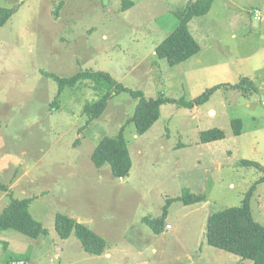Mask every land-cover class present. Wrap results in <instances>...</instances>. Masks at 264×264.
Returning a JSON list of instances; mask_svg holds the SVG:
<instances>
[{
    "label": "rangeland",
    "instance_id": "obj_1",
    "mask_svg": "<svg viewBox=\"0 0 264 264\" xmlns=\"http://www.w3.org/2000/svg\"><path fill=\"white\" fill-rule=\"evenodd\" d=\"M129 1L121 11L122 0H0L12 10L0 25V213L11 197H29L28 210L45 230L36 238L0 230V264H252L208 245L205 227L207 203L211 213L239 206L264 177V22L247 11L254 0H234L242 11L221 0L226 15L214 7L196 17L200 50L173 66L154 49L177 24L173 9L188 0ZM85 69L108 72L145 98L193 99L242 78L257 89L222 86L190 109L162 104L159 118L136 134L126 120L138 98L128 92L110 97L92 121L82 112L99 98L89 80L65 87L50 105L58 84L44 73L70 77ZM232 119L241 120L238 135ZM122 126L131 168L116 178L108 164L95 167L91 153ZM211 128L224 138L200 142L199 132ZM188 192L205 202L185 204L179 197ZM165 206V227L154 234L142 218H158ZM250 210L264 226V179ZM56 212L100 235L104 252H86L74 233L61 238Z\"/></svg>",
    "mask_w": 264,
    "mask_h": 264
},
{
    "label": "trees",
    "instance_id": "obj_2",
    "mask_svg": "<svg viewBox=\"0 0 264 264\" xmlns=\"http://www.w3.org/2000/svg\"><path fill=\"white\" fill-rule=\"evenodd\" d=\"M213 0H188L183 6L173 9L177 24L155 46V55L158 59L166 61L170 66L182 63L195 55L200 50L199 43L191 34L188 24L192 18L203 16L208 13ZM133 5L132 1L122 0L121 11ZM12 10L0 7V25H3L10 17ZM53 78L58 84L56 99L50 103L57 106V98L65 87H75L83 80L92 83V90L99 96L97 101L85 102L82 112L87 114L88 121H92L101 116L106 108L107 101L114 94L125 91L133 98H138L137 104L126 123H132L136 134H142L148 130L159 118L160 106L166 103H177L186 108L205 103L214 91L224 87L242 92L251 93L257 89L253 82L247 78H242L234 83H221L212 86L193 99L184 97L172 99L159 93L156 98H145L141 90L131 89L115 80L108 72L101 70L85 69L70 77H60L53 73H44ZM231 125L233 133L241 132V120L232 119ZM122 126L114 136L104 135L96 143L91 160L95 167L100 168L105 164L110 167L112 176L122 178L129 174L131 168V158L129 155L126 139L123 135ZM224 138V132L219 128H211L199 132V140L202 143L215 141ZM241 164H256L253 161L242 160ZM261 177L245 192L239 206L228 207L219 211H212L205 227V240L208 245L233 253L242 259L252 261V264H264V226L259 224L252 217L250 210V199L256 185L262 182ZM6 185L0 182V189H5ZM11 197V196H10ZM179 199L185 204L205 202L204 194H190L189 192L180 196ZM31 198L11 197L7 205L0 213V230L14 229L17 232L36 238L45 232L41 223L38 222L28 210ZM166 206L162 215L158 218L143 217L142 220L152 230L154 234L163 231ZM54 228L61 238H67L74 233L80 241L83 249L91 254H102L105 250L104 239L87 227L86 224L78 222L76 219L56 212L54 215ZM9 264L10 260L5 261Z\"/></svg>",
    "mask_w": 264,
    "mask_h": 264
},
{
    "label": "crops",
    "instance_id": "obj_3",
    "mask_svg": "<svg viewBox=\"0 0 264 264\" xmlns=\"http://www.w3.org/2000/svg\"><path fill=\"white\" fill-rule=\"evenodd\" d=\"M228 3L232 4L233 6H236V8H238L239 10H243L245 6L241 5L240 3H237L235 2L234 0H228ZM252 6H250V8L247 10L248 13L252 16L253 13V9H258L260 11V15H261V23L264 22V0H254L252 2ZM215 7V12H218L219 13H222V12H225L224 15H226L229 11V9L226 7V2L225 1H221V0H213L212 2V5L210 7V10L208 11V13ZM252 9V10H251ZM205 14L203 16H206L208 15ZM194 20H197L196 17L195 18H192L188 24V27H189V30L191 32V34L193 35V37L195 38L196 36L195 35H199V37H201V33H199L200 31H196L197 30V27H199L198 23L194 22ZM262 26V27H261ZM260 28L261 29H264V25H260ZM263 37H264V34H263ZM197 38H195L196 40ZM198 43H199V40L197 39L196 40ZM200 45V44H199ZM155 54V53H154ZM211 111H213L212 109L209 110V113H211Z\"/></svg>",
    "mask_w": 264,
    "mask_h": 264
},
{
    "label": "built area",
    "instance_id": "obj_4",
    "mask_svg": "<svg viewBox=\"0 0 264 264\" xmlns=\"http://www.w3.org/2000/svg\"><path fill=\"white\" fill-rule=\"evenodd\" d=\"M252 13L253 17H255L256 19H261L260 11L258 9H253Z\"/></svg>",
    "mask_w": 264,
    "mask_h": 264
},
{
    "label": "water",
    "instance_id": "obj_5",
    "mask_svg": "<svg viewBox=\"0 0 264 264\" xmlns=\"http://www.w3.org/2000/svg\"><path fill=\"white\" fill-rule=\"evenodd\" d=\"M207 207L209 208L208 210H209V213H208V216H207V218H209L210 217V215H211V208L209 207V204L207 203Z\"/></svg>",
    "mask_w": 264,
    "mask_h": 264
}]
</instances>
